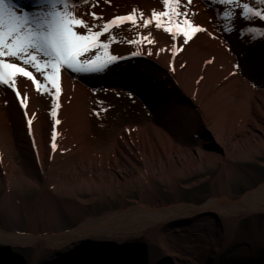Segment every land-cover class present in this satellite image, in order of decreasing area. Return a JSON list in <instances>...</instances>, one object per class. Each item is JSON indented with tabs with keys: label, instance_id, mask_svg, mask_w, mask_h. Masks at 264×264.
Segmentation results:
<instances>
[{
	"label": "bare ground",
	"instance_id": "6f19581e",
	"mask_svg": "<svg viewBox=\"0 0 264 264\" xmlns=\"http://www.w3.org/2000/svg\"><path fill=\"white\" fill-rule=\"evenodd\" d=\"M97 3L94 10L104 21L133 9L145 18L152 10H163L162 0ZM190 11L194 22L217 38L197 34L176 56L175 71L170 69L173 42L154 22L148 28L125 23L114 29L120 43H113L110 52L123 59L105 72L62 70L55 152L50 147V99L38 95L30 81L17 78L19 90L29 97V115L36 114L29 135L24 110L0 86V217L6 224L0 228V264H26L28 259L21 257L25 250L34 253L32 264L46 250L62 252L64 262L69 256L66 264H122L113 250L133 237L146 239L135 259L140 264H220L218 257L240 220L264 214V182L241 195L232 190L246 179L244 166L264 160V38L253 40L241 32L264 25L237 18L234 31H223L221 7L209 0H193ZM149 31L152 45L140 41ZM132 39L138 43L126 42ZM161 48L167 51L157 55ZM133 51L141 54L132 56ZM127 90L145 100L149 117L142 126L117 129L120 114H112L114 103L106 99L121 98ZM108 119L112 126L102 125ZM207 182L212 194L201 206L159 198L161 189L174 194ZM134 193L138 198H132ZM117 202L124 205L96 217L83 214L91 206ZM80 216L84 219L75 224ZM99 253L105 258L93 262ZM57 259L40 264H60ZM222 264H264V258Z\"/></svg>",
	"mask_w": 264,
	"mask_h": 264
},
{
	"label": "snow or ice",
	"instance_id": "6c2138e0",
	"mask_svg": "<svg viewBox=\"0 0 264 264\" xmlns=\"http://www.w3.org/2000/svg\"><path fill=\"white\" fill-rule=\"evenodd\" d=\"M110 4L111 0H100ZM221 7V19L225 21L226 32L235 30L237 18L246 22L257 21L264 25V0H209ZM193 0H162V11L152 10L150 17L145 18L143 11L133 9L128 15H117L104 21L102 15L94 10L99 7L97 0H0V86L14 94V98L24 110L29 135H32V124L36 114L28 113L29 97L18 88L17 78L23 77L30 81L35 92L47 96L51 102L49 115L53 119L51 132V151L57 150V125L61 124L58 113L61 108L62 95L61 72L70 71L76 74H97L105 72L112 64L123 57L111 54L110 46L120 43L116 40L114 29L127 23L129 26L148 28L153 24L157 30L170 35L172 62L182 53L190 42L194 43L199 33L212 39L217 37L207 28L198 25L191 18L195 13L190 11ZM85 8L83 14L80 9ZM87 16L88 19H85ZM103 21V22H102ZM242 34L251 39L264 38V26L245 27ZM101 37H105L102 41ZM179 40V43L177 41ZM140 41L148 45L155 43L149 31L141 35ZM137 44L136 39L126 41ZM167 49L161 48L160 52ZM133 51L132 56H138ZM148 55H152L149 48ZM213 59L205 61L206 65ZM186 65L181 64L184 68ZM239 67L238 65L236 66ZM236 73H230L235 75ZM203 80V77H200ZM197 81V83L200 82ZM101 106L103 101L98 102ZM107 111V108H103ZM97 116L100 112H95ZM35 145V141L33 140Z\"/></svg>",
	"mask_w": 264,
	"mask_h": 264
},
{
	"label": "rangeland",
	"instance_id": "374dc122",
	"mask_svg": "<svg viewBox=\"0 0 264 264\" xmlns=\"http://www.w3.org/2000/svg\"><path fill=\"white\" fill-rule=\"evenodd\" d=\"M135 63L138 65H142L143 67L148 66V62L145 60H141L138 58H134ZM127 95L122 96L121 98L113 99L107 97V101H109L110 104L114 103V110L112 111L116 114H120L119 118V124L116 125L117 129H123L124 127L127 126H142L145 124L148 116V109H147V103L145 100L135 94L136 92H132L131 90H127ZM113 119H108L104 122H102V125L107 126L111 125ZM264 164V160L258 159L255 162V165H247L244 166L243 174L244 177L246 178L243 182L239 183L237 186L233 187V193L236 195H241L245 193L246 191H249L251 189H255L259 184L264 182V167L262 166ZM211 183L207 182L202 184L199 187L192 188V189H184V188H179V190L174 193V194H166L164 193V190L161 189L159 191V198L166 203H173V202H180V203H187V204H194L197 206L203 205L208 198L211 197L212 190H211ZM237 189L235 190V188ZM132 198L136 199L138 198V194L134 193L132 195ZM157 204V202H155ZM124 204L117 202L112 205H102V206H91L87 208L86 211L83 212L84 216H99L102 213L111 211V210H117ZM128 206V204H125ZM84 217L80 216L77 220V223H79L81 220H83ZM3 219L0 217V228H5L6 224H3ZM223 222V221H222ZM224 223V222H223ZM12 226L8 225V229L12 230ZM221 234H217L216 237L218 240H221L220 238ZM146 241L145 238H131L128 239L125 245L123 243H119L116 246V250H113L114 253H118L119 255V260L122 262V264H140L141 262H135V259H138V256L140 255V250L139 248L145 247ZM219 242V241H217ZM215 243L216 247L218 246V243ZM230 245L226 248L225 252L221 254L218 257V262L220 264L225 263V262H259L261 259L264 258V214H257V215H252L249 216L248 218H244L243 220H240L238 223L237 227V232L234 236V238L231 239ZM221 243V242H219ZM115 245V244H114ZM77 246V245H75ZM125 247V248H124ZM4 249V248H3ZM128 249V250H127ZM216 249V248H215ZM127 250V252H125ZM68 249L63 250L66 255H68ZM24 254L21 255L23 258H27L29 262H26V264H32L33 262V256L34 253L31 250H25L22 251ZM125 253V255H124ZM19 254V253H17ZM112 254V253H111ZM132 254V256H131ZM2 255V254H1ZM64 254L62 252L57 253L56 255L49 251L46 250L42 253L41 259H39L38 264L44 261L52 260L54 257L58 258V263L60 264H66V263H71L69 261V256L68 262H64V258H61ZM128 256V257H127ZM97 258V260L94 261H103L104 255L99 253L94 256ZM105 258V257H104ZM131 258V259H130ZM133 258V259H132ZM164 257L159 258L157 260L158 262H161V259ZM113 260L112 262H114ZM8 262H13V257L8 258ZM79 261L77 260L76 263ZM116 262H118L116 260ZM81 263V262H79ZM95 264H103V262H94ZM168 264V262H163V264Z\"/></svg>",
	"mask_w": 264,
	"mask_h": 264
},
{
	"label": "water",
	"instance_id": "95a60500",
	"mask_svg": "<svg viewBox=\"0 0 264 264\" xmlns=\"http://www.w3.org/2000/svg\"><path fill=\"white\" fill-rule=\"evenodd\" d=\"M128 250V249H127ZM127 250H126V252H127ZM111 252V251H110Z\"/></svg>",
	"mask_w": 264,
	"mask_h": 264
}]
</instances>
